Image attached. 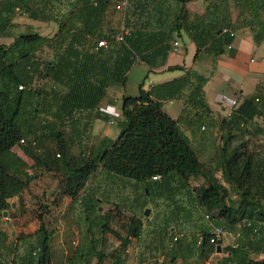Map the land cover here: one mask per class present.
Wrapping results in <instances>:
<instances>
[{
	"label": "trees",
	"instance_id": "trees-1",
	"mask_svg": "<svg viewBox=\"0 0 264 264\" xmlns=\"http://www.w3.org/2000/svg\"><path fill=\"white\" fill-rule=\"evenodd\" d=\"M23 1L0 0V14L7 10L22 12ZM119 1L77 0L61 18L26 8L23 12L27 11L32 20L43 17L54 21L55 30L51 35L20 34L10 44L0 45V216L7 211L8 201L20 197L35 178L25 172L26 163L13 148L23 140L21 145L36 149L47 140L55 143V154L59 155L54 156L49 171L57 176L60 197L76 199L97 169L130 179L134 186L146 183L145 188L141 187L144 198L161 200L163 209L178 213L187 210L196 217L202 213L203 220L208 217L205 222L210 231L201 229L194 241L201 252L207 245L216 251L220 240L217 245L210 243L212 228L216 227L238 234L235 247L220 248L228 253L221 264H264V258H258L264 254V145L259 144L264 136V120L263 124L257 121L264 119V99L263 104L258 97L236 102L228 117L222 119V144L214 156L212 171L199 161L186 134L204 125L210 114L203 100L204 79L196 75L188 83L168 88L163 95L164 99L176 98L190 83L177 119L168 116L161 102L141 84L138 96L122 98L118 136L99 140L93 151L82 144L90 136L91 123L101 118L96 110L107 90L124 87L128 72L139 62L163 64L170 49L169 34L181 24L197 46L207 47L216 55L222 54L232 41L230 34L222 33L215 24L188 25L182 9L172 10L170 28H162L165 24L161 23L160 12L164 10L152 7L151 0H128L123 24L129 33L119 43L115 40L116 30L109 25L110 9ZM187 1L180 0L183 4ZM237 3L240 12H248L256 19L263 15L264 0ZM155 11L156 20L150 15ZM250 24L264 32V22ZM101 39L107 41L106 48H97ZM43 51L47 57H42ZM46 83L48 90L43 85ZM19 86L29 90H19ZM75 144L79 147L77 155L71 152ZM30 156L35 163L40 160L37 154ZM215 172L221 173L222 181ZM197 177L204 181L195 186L192 180ZM97 199L89 194L81 204L92 212ZM38 221L34 242L26 240L24 253L15 254L10 264H53V232L43 224V215L38 216ZM163 221L169 224L176 219L172 215ZM100 225L125 250L130 238L140 236L143 222L133 214L125 225L124 236L105 222ZM166 229H170V224ZM173 245L169 252L175 259L183 255V249L180 242ZM89 253L97 256L96 264H101L102 257L94 247ZM114 264L123 261L115 259Z\"/></svg>",
	"mask_w": 264,
	"mask_h": 264
},
{
	"label": "crops",
	"instance_id": "crops-1",
	"mask_svg": "<svg viewBox=\"0 0 264 264\" xmlns=\"http://www.w3.org/2000/svg\"><path fill=\"white\" fill-rule=\"evenodd\" d=\"M149 2L150 5L156 7L157 10H173L179 12L182 9L188 25L190 23L201 24V22L202 24L212 23L221 27L222 33L230 34L232 38L230 44L224 48L223 53L216 55L215 53H211L207 47L200 48L197 46L191 39L190 33L184 28V25L181 24L177 30H173L169 34L170 38L168 45L170 49L166 54L163 64L150 66L143 62L137 63L144 64L149 69V72L154 74L146 88L144 82H141L139 86L143 84V89L146 92H151L154 97L161 102L162 109L172 119H177L181 114L183 102L190 91V83L178 93L176 98L164 99L163 95L167 93L168 88L173 89L178 87L180 83H188V79L191 80V76L193 75L204 79L202 88L203 100L210 109V114L207 116L206 123L202 125L205 130H201V126L194 133L186 132V134L191 140L192 147L199 161L202 162L208 170L212 171L214 169V156L222 144V132L220 131L219 124L222 119L227 118L230 113V108L228 107V110L225 104L219 103L218 98L224 96L240 104L247 98L258 97L260 99L259 101L263 104L264 32H262V29H258L257 26L250 27V23L261 22V24H263L264 16L262 15L256 19L248 12H240V5L237 3V0H189L184 4L180 2V0H151ZM171 21L172 19L162 28L171 26ZM113 24L114 23H112L111 26L116 30L115 32L117 34L122 23H120L119 28ZM128 33L129 29L126 28L125 35ZM218 34H220V31H218ZM174 42L177 43L176 47L173 45ZM133 67L131 69H133ZM145 78H147V76ZM43 85L44 88L48 90V84L46 83ZM139 86L137 94H127L124 91V87L120 86H113L107 90L106 96L101 100L96 110L101 118L95 119L91 123V139L88 135V139L82 143L88 151L89 146L93 144V141H90L94 138L96 140V142H94L95 145L103 138L115 139L110 137V126H116L119 129L118 123L122 120V98L127 96H138ZM115 113L118 115L115 118V122L110 125L109 120ZM263 120L264 119L261 118L257 119V121L262 124ZM261 138H264V136H261ZM215 139H217V142L213 145ZM37 147L38 148L34 149L31 146H23L20 144L13 148V152L26 163L25 172L35 177L32 181L37 178L40 179L42 176L45 177L43 178V183H39L40 187L31 195L33 197H35L34 194L48 195L51 194V191H56V193H58V180L54 178L55 174L49 171L51 163L54 161V156L56 155V145L54 142L44 140L40 142ZM71 152L73 155H77L79 152L78 145H73ZM31 154H37L40 160L35 163L30 156ZM99 170L100 169H98V172H101ZM49 174L52 175V177H50ZM214 175L222 181L220 172H215ZM91 178L87 181L83 192L80 193L76 199L73 200L66 196L60 197L59 204H57L55 208L57 214L60 213L61 217H65L70 213L72 214V212H76V207H78L82 199L89 194L98 198L95 190H92V188L89 189ZM203 181L201 177L192 180L195 186L203 183ZM51 185L53 186L51 187ZM19 201V197H14L8 201L9 207L6 211V216H3V214L0 216V226L8 227L10 231L16 229L12 219L15 216L16 210H19V205L17 204ZM160 213L163 218L173 215L176 221L169 223V230L165 229L169 224L163 221L162 226L157 228L153 237L154 239L151 243H148V247L153 244L151 246L152 248H162L166 236H170L172 239V236L179 234V232L184 235L182 242L179 241L182 243L181 249H183V255L175 258L173 262L169 260V264H221L222 260L227 257L228 253L222 252V250L220 253L211 251L210 245L205 246L202 252L197 248V245H194V241L197 240L200 235L201 229L205 228L210 231L209 224L201 217L202 213L199 214V217H196L195 214L192 215L187 210H182L178 213L170 209H161ZM73 218L74 215L72 214L69 216L67 223L70 224ZM185 225L188 226L186 230L183 227ZM62 226V230L66 231L64 225ZM143 227L144 225L142 226L139 237L129 239L126 251H129L131 248L134 249L135 243L142 242ZM236 240V234L226 235L221 238L219 246L221 249L233 248L236 245ZM138 250L139 247L136 248V251ZM175 253L177 254V252Z\"/></svg>",
	"mask_w": 264,
	"mask_h": 264
},
{
	"label": "rangeland",
	"instance_id": "rangeland-1",
	"mask_svg": "<svg viewBox=\"0 0 264 264\" xmlns=\"http://www.w3.org/2000/svg\"><path fill=\"white\" fill-rule=\"evenodd\" d=\"M76 1L24 0L22 2V12L8 10L4 13L2 12L0 14V45L10 44L12 40L24 33L52 34L56 26L54 21L43 17H39L38 20H32L28 16L27 11L23 12L26 8H36L40 15L45 14L50 17L61 18L74 8ZM114 7L115 4L110 9L109 25L114 23L113 25L119 28L120 23H124V18L122 13ZM160 13L162 15L160 18L162 24H166L172 19V11L170 14L169 10H164ZM157 14L158 11H155L154 14L150 15L156 20ZM47 55V52L43 51L42 57H47ZM146 76L147 78H145ZM152 76L154 74L149 72V69L144 64L135 65L126 76L124 91L127 94H137L139 84L144 82L146 88ZM64 129L67 131V127ZM110 130V137L116 138L119 134V129L116 126H110ZM92 141L93 144L89 146V151H93L95 148V138L90 142ZM216 142L217 139H215L213 145ZM256 143L258 142L253 145L256 146ZM259 144L264 145V138H261ZM49 176L52 177L50 174ZM43 178L45 177L42 176L40 179L37 178L32 181L19 197L20 201L17 203L19 210H16L12 219L16 229L10 231L8 227L0 226V264H10L15 254H23L26 249V240L28 241L29 239L34 242L33 235L39 229L38 216L40 215H43V224L49 231L53 232L50 240L53 251V264H96L97 256H92L89 253L92 247L101 255V264H114L115 259L122 260L123 264H169V260L171 262L175 260L170 256L169 252L172 240L170 236L164 237L162 248H152L153 244L148 247V243H151L154 239L157 228L162 226L163 216H161L160 211L163 209V203L162 201H156L151 196L150 199L147 196L144 198L141 187L145 188L147 186L146 183H136V186H134L135 182L130 179L107 171L100 173L97 169L89 183V189L95 190L99 198L94 211L89 212L80 204L76 207L77 211L72 212L74 218L68 224L67 220L72 214L61 217L60 213L57 214L55 211L60 199L56 191H51V194L48 195L34 194L35 197L31 195L43 183ZM54 178H57V176L55 175ZM137 188H141V190L139 191ZM143 206L145 207L143 208ZM44 209L49 212L45 213ZM145 209H149L148 216L143 214ZM133 214L140 218L144 225L141 237L142 242H140L141 244L135 243L134 249L131 248L126 251L128 245L123 250L119 240L108 230L104 232L100 224L105 222L107 227L124 236L125 225ZM204 221H206L205 218ZM62 225H64L66 231L62 230ZM183 227L186 230L188 226L185 225ZM183 237L184 235L174 245L179 241L182 242ZM73 241L75 244H72ZM138 247L139 250L136 251ZM258 258H264V254L259 255Z\"/></svg>",
	"mask_w": 264,
	"mask_h": 264
},
{
	"label": "built area",
	"instance_id": "built-area-1",
	"mask_svg": "<svg viewBox=\"0 0 264 264\" xmlns=\"http://www.w3.org/2000/svg\"><path fill=\"white\" fill-rule=\"evenodd\" d=\"M128 3L129 1L128 0H121L119 1L116 5H115V9L119 12L122 13L123 15V18H124V14H125V11L127 9V6H128ZM263 15H264V10H263ZM126 34V28L124 27V24L122 22L119 30H118V33L116 34L115 36V40L117 42H123V39H124V36ZM174 47L177 46V43L174 42ZM108 46L107 44V41L105 39H101L100 41L97 42V48H106ZM19 90H29V88H26L24 86H19L18 87ZM218 102L221 103V104H225L226 107H233L236 105V102L235 100L231 99V98H227V97H224V96H220L218 98ZM118 114H114L112 116V118L109 120V124L112 125L114 122H115V118L117 117ZM201 130H205V128L202 126L201 127ZM19 144H24V141L21 140ZM34 144V143H33ZM56 157H59V155H56ZM152 180L155 181L157 180L156 177H152ZM206 220H208V217L206 216L205 217ZM246 224L249 225V222H245ZM212 233H213V236L210 237V243L214 244V245H217V241L218 240H221L222 237L226 236V235H234V234H230L220 228H216V227H213L212 228ZM236 235L238 236V234L236 233ZM182 238V234H175L174 236H172V240H171V244H170V247L175 243L177 242L178 240H180ZM201 240V238H199V241ZM198 241V242H199ZM72 244H75V242H73ZM199 244V243H198Z\"/></svg>",
	"mask_w": 264,
	"mask_h": 264
},
{
	"label": "water",
	"instance_id": "water-1",
	"mask_svg": "<svg viewBox=\"0 0 264 264\" xmlns=\"http://www.w3.org/2000/svg\"><path fill=\"white\" fill-rule=\"evenodd\" d=\"M2 214H3V216H6V211H4ZM148 215H149V209H145L144 216H148ZM220 251H221L220 246H217L216 252L220 253Z\"/></svg>",
	"mask_w": 264,
	"mask_h": 264
}]
</instances>
